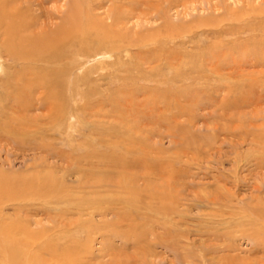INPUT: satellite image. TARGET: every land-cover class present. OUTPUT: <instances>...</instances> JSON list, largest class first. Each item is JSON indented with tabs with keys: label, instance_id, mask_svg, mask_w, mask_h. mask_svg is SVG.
I'll use <instances>...</instances> for the list:
<instances>
[{
	"label": "rangeland",
	"instance_id": "1",
	"mask_svg": "<svg viewBox=\"0 0 264 264\" xmlns=\"http://www.w3.org/2000/svg\"><path fill=\"white\" fill-rule=\"evenodd\" d=\"M77 1L0 51V264H264V0Z\"/></svg>",
	"mask_w": 264,
	"mask_h": 264
},
{
	"label": "bare ground",
	"instance_id": "2",
	"mask_svg": "<svg viewBox=\"0 0 264 264\" xmlns=\"http://www.w3.org/2000/svg\"><path fill=\"white\" fill-rule=\"evenodd\" d=\"M48 1L50 0H0V51L4 50L5 47L7 50L9 47H17V52L13 51V49H10L8 51L9 55L17 58L18 60L29 61L32 60L31 53H36L40 49H44L46 52H48L55 47L54 44L56 41L60 42L64 40L65 42L74 33L78 35L80 34L81 37L83 36V38L88 35L87 32L89 31L88 29H85L88 25H83L82 22V19L85 18L84 13L81 11L84 2L82 3L79 0V2H81L79 4L77 0H71V4H69L67 13H65L66 15L64 17H60L63 18L61 25L52 29L48 26L49 24L43 26V24L46 22H43L42 24L38 19L44 16V11L46 10L45 5L48 3ZM51 1H54L56 5V2H60L61 0ZM87 5H89V3ZM65 11L66 9L64 12ZM91 11L88 8V11L85 12L87 19L91 21L93 18L97 21L91 23L90 25L94 27L97 24H100V27L104 28V25L98 22V18L92 17V14L90 13ZM37 12L39 14L35 15ZM54 13L55 11L53 13L51 11V14L54 15ZM60 13L61 12H59V14ZM106 18L111 19V26L119 23L121 20L120 15L113 11L106 14ZM40 28V33H38L37 29ZM35 31H37V33H35ZM40 82L44 83V81L38 77L37 83ZM258 208L259 207L252 208V215H256V218L264 217V209L259 210Z\"/></svg>",
	"mask_w": 264,
	"mask_h": 264
}]
</instances>
